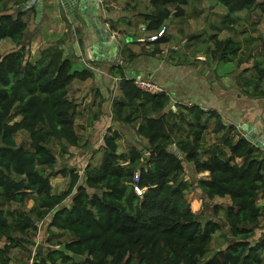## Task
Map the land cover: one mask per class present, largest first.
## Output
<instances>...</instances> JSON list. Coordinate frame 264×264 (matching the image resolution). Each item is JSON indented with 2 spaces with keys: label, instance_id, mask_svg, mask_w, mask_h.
Wrapping results in <instances>:
<instances>
[{
  "label": "trees",
  "instance_id": "16d2710c",
  "mask_svg": "<svg viewBox=\"0 0 264 264\" xmlns=\"http://www.w3.org/2000/svg\"><path fill=\"white\" fill-rule=\"evenodd\" d=\"M215 1L226 9L222 26L227 29L240 11L264 13V0ZM140 2L126 0L124 6L139 15L137 23L150 35L170 18L184 16L189 0H149L142 13ZM24 14L0 8V40L14 44L0 51V264H14V247L25 255L15 264H26L29 258L30 264H264V155L259 144L199 103L181 100L171 108L166 89L150 93L137 88L119 62L110 67L119 78L111 119L116 126L133 125L139 143L118 151L121 133L110 125L92 150V155L101 152L96 165L87 162L81 173L66 163L57 167L69 147L87 145L79 142L74 124L78 105L69 86L93 73L75 68L55 44L42 47L31 61ZM211 38L214 56L240 51L232 37ZM149 42L154 46L147 50L155 54L168 37L164 31ZM137 55L126 45L119 48L121 61ZM211 120V132L218 137L205 145ZM21 130L28 133L27 146L16 142ZM184 161L196 174L208 172L196 179L206 201L228 196L225 205L212 207L213 215L222 211L221 219L190 209ZM56 175L69 178L65 190L52 191L49 178ZM224 228V245L212 252L213 235ZM38 235L42 241L37 243ZM61 243L81 259L47 246Z\"/></svg>",
  "mask_w": 264,
  "mask_h": 264
},
{
  "label": "rangeland",
  "instance_id": "374dc122",
  "mask_svg": "<svg viewBox=\"0 0 264 264\" xmlns=\"http://www.w3.org/2000/svg\"><path fill=\"white\" fill-rule=\"evenodd\" d=\"M140 1H146L147 7H149V0ZM184 9V16L179 18L172 17L169 20L170 28L165 30L166 36L168 37V43H163L165 44L164 47H166L165 53H149L148 50H151L154 44L151 43L153 46L146 45L150 42L146 39L147 34L144 32L140 44L134 41L131 42L130 45L136 49L135 51L138 52V55L128 61H121L119 63L124 74H127L126 76L130 77V73L135 70L136 73H138L142 78H149L150 73L158 72L159 74H162L164 77H166L163 87L169 91L172 98L186 100L190 97L195 103H202L203 98L209 97L210 93H208V91L210 90V85L212 86L214 92H218L221 82H224L223 84H227L228 86L237 82V84H234L237 85V88H244L243 92L239 91L241 95H246L247 91L253 92L259 89L264 90V13H261L258 9H254L250 12L240 11L235 16V20L231 22L229 29H227L223 28L222 26V15L226 12V9L215 0H189ZM123 11L127 13L126 17L137 16L139 18V15H137L136 12L131 11V8L127 10L123 9ZM118 13L119 12H115L113 14ZM107 14L109 18H112L111 11H107L106 15L104 16H107ZM136 20L137 19L131 21V29L135 32L137 31ZM81 31L82 33L80 32V36L84 38V47L96 41L91 25H87ZM213 34H216V36L220 39L232 37L240 44V51L236 54H227V56L224 58H221L220 52L214 56L212 53L214 44L211 38ZM134 36H140V34L137 32V34ZM6 42L7 40H4L1 46L4 47ZM70 44L72 46L73 52L78 55L79 47L75 40V33L71 34ZM172 46L175 47V50L171 49ZM143 49L146 51H142ZM194 53L201 54L204 62L194 61ZM67 57L72 60L73 66L75 68H81L82 65L75 62L73 54H67ZM119 59L120 58H118V60ZM238 60H245L246 63L251 66L239 71L238 69L240 66L237 67ZM114 61L115 63H118L116 59ZM252 63L256 65L254 68ZM258 63L261 64L260 67H258ZM205 64H207V67ZM243 66H245V64ZM98 69L103 70L105 73L107 71V68L98 67ZM91 71L93 75L104 78L106 81V84L104 85L105 88L106 85L108 86L110 83H112V87H109L110 96H114L112 101L119 96V78L114 79L112 76H110V74H103L96 68H92ZM164 71L165 73H163ZM217 73L221 75V82L219 81V75H217ZM210 75L211 78H215V83L209 80ZM242 75L244 76L242 77ZM81 83V81L75 79L70 84L69 96L77 100L78 106L74 117V124L79 135V142H85L87 145L82 147H69L71 152L68 155H65L57 165V167H59L66 163L67 165L75 167L79 173H81L83 165H85L87 162H89L91 165H96L101 157L100 151L92 155L93 147L98 146L100 143V138H94L97 134H93V127H91V125H87L89 122L93 124V119H95L96 114H94V110L88 109V107L82 108V106L79 105L81 102H85L86 99H89V101L86 100V105L90 103L91 100L96 102L97 96H94L95 92L93 93V91H88V93L91 94L90 97H88V93H85L84 96L80 97L79 84ZM235 90L236 89H234V91ZM79 98L81 99L80 103ZM223 101L225 100L223 99ZM92 106H94L96 109V105ZM110 106H112V103ZM233 112H238L239 115L234 116H242V113H240L239 109L231 111L225 110V113L229 117ZM86 113L89 115L86 116ZM132 126L127 130H120L121 138L118 140V151L126 150L128 146L139 143L137 138L134 136ZM215 136V134H211L210 130L207 129L204 133V143L213 141V139L216 138ZM15 138L17 143L22 142L25 146H27L30 141L28 133L24 130L18 131L15 134ZM53 146L55 148L58 147L56 144ZM183 163L185 168L184 179L191 183V187L186 191L185 194L190 209L195 213L202 211L201 214H203L205 218L211 217L213 219H221L222 211L219 210L218 213L214 215L212 214L213 204L225 205L227 202H229V198L226 196H216L213 197L212 200L206 201L196 186L197 177H201L206 174H204V172L196 174L194 173V168L191 163L187 161H184ZM49 180L51 182L53 192L65 190L69 184V178L64 176L62 177L60 175L51 176ZM258 202L262 203L263 200L260 198L258 199ZM30 204L31 201H28V205ZM38 225L40 224L38 223ZM263 225L264 217L260 222V227H263ZM40 229L44 230L45 225H41L39 227V230ZM54 231L56 232L55 229ZM260 232L262 231H258L257 235L261 234ZM223 234H225V228L214 233L212 252H214L216 248L224 245ZM45 237L46 234H44L42 238ZM42 238L40 240V235H38L34 239L36 242H40L42 241Z\"/></svg>",
  "mask_w": 264,
  "mask_h": 264
},
{
  "label": "crops",
  "instance_id": "0c3cea01",
  "mask_svg": "<svg viewBox=\"0 0 264 264\" xmlns=\"http://www.w3.org/2000/svg\"><path fill=\"white\" fill-rule=\"evenodd\" d=\"M126 0H101V4L97 10L94 9L92 3V0L87 3L85 8L80 9L77 7L73 12L69 13V11L63 6L60 0H41V14L39 17H36V9L33 5L29 7H24L20 10H16V7L21 4L25 3L26 0H0V8L5 5L6 8H11L13 11H24V17L27 20V29H26V37L29 39V46H30V60L33 61L39 54L42 47L49 45V44H55L59 45L63 49L64 56H67V54H73L74 60L76 63H80L82 66L81 68H96L99 72L105 73L103 70L98 69L99 68H107V71L105 74L112 76L114 79L118 78V75L114 73L110 67L113 63H115V59L118 61V48L119 46L126 45L131 50L135 51L136 49L131 46V42L141 43L142 36L144 33L147 34L145 29H142L143 24L137 23L136 24V32L133 31L132 24H128V22H131L132 20L137 19L136 21H139V18L137 16L133 17H126L127 13L123 11V9L127 10L130 7H125ZM40 3V1H39ZM147 7V2L142 1L140 3V6ZM139 6V7H140ZM103 7L105 10H103ZM107 11H111L112 18H109L108 14L106 15ZM115 12H119L118 14H113ZM97 19L99 21L100 25H102L106 30L109 31L108 34V40L105 41L102 44V50L99 54L96 56L92 53L90 50V45H87L84 47V38L81 37L80 32L83 30L87 25H91L92 30V20ZM111 23L114 25V27L107 26L106 23ZM95 23H97L95 21ZM125 26V27H124ZM124 27V28H123ZM170 28V22L168 21L165 25V30ZM79 32V37H78ZM112 32L117 33L118 37V43L115 44L112 42ZM140 34V36H134L135 34ZM75 33V40L77 42V45L79 47V54L76 55L73 52L72 46H71V34ZM145 34V35H146ZM148 35V34H147ZM94 37L96 40V35L94 31ZM4 40H7L5 43V46H1L2 42ZM168 43V42H166ZM165 43V44H166ZM120 44V45H119ZM165 44H159L160 48V54L166 52ZM146 45H151V43H148ZM14 44L9 39H1L0 40V51L5 52L6 50L12 48ZM153 46V45H151ZM116 47V49H115ZM86 48V49H85ZM172 50H175V47H171ZM155 53V54H158ZM202 55L199 53H194L193 60L196 62H204L202 59ZM245 64V66H243ZM259 64V63H258ZM207 67V64H205ZM261 66V64H259ZM240 66V67H239ZM251 66V65H250ZM249 64L246 63L245 60H238L237 67H239V71H242V69L246 67H250ZM109 67V69H108ZM254 68V67H253ZM165 73V71L163 72ZM127 75V74H126ZM137 76L141 77L138 73H136L135 70H133L130 73V76ZM219 75V81L221 82V75ZM244 75H242L243 77ZM149 78H153L159 84L161 83L162 86H164V83L166 81V77H164L162 74H159L158 72H152L149 74ZM213 83H215V78H210ZM214 80V81H213ZM82 83L79 84V96H84L85 93H88V91H93L94 96H97V101L94 102L93 100L90 101L86 105V100L89 101V99H86L85 102H81V99L79 98V103L81 102L82 108L88 107V109L94 110V114H98L99 117L93 119L94 122L91 124L87 123V125H91L93 127L92 131L94 130L93 134H97L94 138H100V143L102 140V135L105 133L106 128L108 126H112L114 128H117L119 131L121 129L127 130L128 127L125 126H116L112 123L110 109H111V103L113 95L110 96L109 89L112 87V83L110 85L105 84L106 81L104 78H101L100 76L92 75L91 78H88L85 81H81ZM219 83V82H217ZM224 83V82H223ZM222 82L220 83V89L218 92H214L212 89V86L210 85V90L208 93H210L208 98H203V102H197L199 105H201L203 108L213 109L216 110L223 122L226 125H232L235 127V129L239 133H250L251 137L256 139V143L259 144L260 148L262 149L263 155H264V94H260V91H247V94L241 95V92H243V89L237 88L236 83H232L230 86L227 84L224 85ZM111 86V87H110ZM182 86V84H181ZM236 86V87H235ZM110 87V88H109ZM234 89H236L234 91ZM239 89V90H238ZM238 90V91H237ZM261 90V89H260ZM169 92V91H168ZM246 92V91H244ZM91 94L88 93V97H90ZM102 97V98H101ZM101 99H103L101 101ZM107 99V100H106ZM172 101H178L182 100L180 98H172ZM177 99V100H176ZM223 99L225 101H223ZM248 100V101H247ZM101 101V106L99 111L98 103ZM186 101H190L192 103H195L191 98L189 97L186 99ZM96 105V109L94 106ZM240 113H242L241 117H238V112H233L230 114V117L225 113V110L231 111V110H238ZM92 114V115H94ZM86 116L89 114L86 113ZM91 115V116H92ZM238 115V116H234ZM90 116V117H91ZM238 117V118H236ZM91 121V119H90ZM213 125V122L209 123L208 129L211 132V127ZM90 127V126H89ZM211 134L214 135V133L211 132ZM216 135V134H215ZM99 136V137H98ZM216 138L218 135L215 136ZM213 139V141L216 140ZM210 141L209 143L213 142ZM98 144V146L100 145ZM209 143H204L205 145ZM97 146V147H98ZM97 147H93L97 148ZM208 172L205 171L204 174H207ZM216 197V196H215ZM228 197V196H226ZM38 242V241H37ZM3 241L0 240V246L2 245ZM10 256L12 258V263H17L20 259L25 258L24 252L20 247H14L11 252Z\"/></svg>",
  "mask_w": 264,
  "mask_h": 264
},
{
  "label": "water",
  "instance_id": "95a60500",
  "mask_svg": "<svg viewBox=\"0 0 264 264\" xmlns=\"http://www.w3.org/2000/svg\"><path fill=\"white\" fill-rule=\"evenodd\" d=\"M40 1V3H39ZM61 3L63 4V6L69 11V13L73 12L77 7H79L80 9L85 8V6L87 5L88 2H90L91 0H60ZM92 3H94L93 7L96 10L99 8V3L96 0H92ZM33 5L36 9V17H39L41 14V0H26L25 3H21L16 7V10H20L24 7H29ZM144 6H140L139 7V11L142 13L144 12ZM95 21L97 23H95ZM92 26L93 29L95 31V35H96V41L94 43H92L90 45V50L92 51V53L96 56L97 54H99L102 50V44L108 40V34L109 31L106 30L102 25H100L99 21H97V19H93L92 20ZM112 42L114 43V46L116 44V39L114 37H112ZM116 49V47H115ZM137 76H133L131 75L130 78H134ZM252 142L256 143V139L251 137L250 133L248 132L246 135ZM174 152L180 156V153L178 152L177 148L174 146L173 147ZM35 220V218H34ZM48 247L50 248H58L59 250L63 251L66 255L74 258L76 261H79L81 259V257L76 254L71 252L70 250H68L65 246L64 243H61L59 245L56 246H50L48 245Z\"/></svg>",
  "mask_w": 264,
  "mask_h": 264
},
{
  "label": "built area",
  "instance_id": "2783aa9c",
  "mask_svg": "<svg viewBox=\"0 0 264 264\" xmlns=\"http://www.w3.org/2000/svg\"><path fill=\"white\" fill-rule=\"evenodd\" d=\"M99 3V6L101 4V0H96ZM103 10H105V8L103 7ZM106 25L109 27V23H106ZM142 29H144V27H142ZM165 31V27H161L159 29V31L157 32V34L153 33L150 35L146 36V39L148 41H153L155 38H157V36L161 35L163 32ZM112 36L116 39V43H118V37H117V33L116 32H112ZM120 45V44H119ZM120 48V46H119ZM119 48H118V52H119ZM119 58V56L117 57ZM118 62H121V59L118 60ZM133 83L134 85L144 91L150 92V93H158V92H162L164 91V87L159 84L158 82L153 81L151 78H142V77H134L133 78ZM175 102L173 101L171 104V108L175 109ZM188 104H191L190 102ZM243 135H247V132L244 133ZM137 192H140V189L138 187H135ZM32 261V258H29L28 262L26 264H30Z\"/></svg>",
  "mask_w": 264,
  "mask_h": 264
}]
</instances>
